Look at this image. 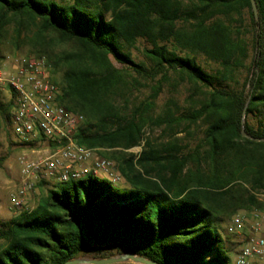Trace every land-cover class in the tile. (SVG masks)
I'll use <instances>...</instances> for the list:
<instances>
[{"label":"trees","instance_id":"obj_1","mask_svg":"<svg viewBox=\"0 0 264 264\" xmlns=\"http://www.w3.org/2000/svg\"><path fill=\"white\" fill-rule=\"evenodd\" d=\"M253 1L256 16L251 0H0V38L10 25L16 39L30 34L31 55L46 58L59 104L84 117L75 143L111 150L106 159L124 181L119 190L88 174L59 183L61 191L58 183L48 187L32 210L0 222V264L120 253L159 264L230 263L222 225L239 211H264L257 197L264 192V141L242 135L264 139V0ZM245 14L249 24L239 25ZM138 41L149 46L142 52L150 67L131 58ZM168 72L193 85L186 112L167 105L149 117L161 83L150 102L124 112L119 103L138 79ZM12 107L10 100L0 110L9 126ZM150 120L169 131L201 124L202 138L194 147L147 140L137 155L126 153L140 146Z\"/></svg>","mask_w":264,"mask_h":264},{"label":"built area","instance_id":"obj_2","mask_svg":"<svg viewBox=\"0 0 264 264\" xmlns=\"http://www.w3.org/2000/svg\"><path fill=\"white\" fill-rule=\"evenodd\" d=\"M0 86L11 92L10 131L25 149L16 159L19 177L9 196L15 210L23 209L42 180L54 178L67 183L91 174L118 182L109 160L97 157L96 149L75 143L73 135L84 117L59 104V88L50 81L44 56L8 58L0 67ZM250 222V231L245 234L243 218L238 216L226 227L228 235L239 231L244 234L234 264H264V211H252Z\"/></svg>","mask_w":264,"mask_h":264},{"label":"rangeland","instance_id":"obj_3","mask_svg":"<svg viewBox=\"0 0 264 264\" xmlns=\"http://www.w3.org/2000/svg\"><path fill=\"white\" fill-rule=\"evenodd\" d=\"M248 25V16L245 14L243 16L242 22L239 20V25ZM238 24V23H237ZM243 38L251 46L252 32L250 28L244 27L242 29ZM30 34L23 32L20 39H16L14 32V25H10L4 31L2 37L0 38V67L5 65L8 58H13L16 56L23 55H31L34 53L32 43L29 42ZM149 48L147 43L138 41L134 48H130L129 52L131 54V58L135 63H143L147 67H150L149 61L143 55V49ZM251 49V48H250ZM56 53V52H55ZM200 64L206 70L211 69V65L206 63L202 58H199ZM113 65L121 69L122 66L115 63L112 60ZM127 72V71H126ZM128 73V72H127ZM245 73L242 75L239 74L240 84L244 79ZM132 77H136L132 72L128 73V81L133 83ZM61 73L57 72L54 76L55 81H60ZM164 78V79H163ZM242 79V80H241ZM161 83V84H160ZM160 84L161 91L155 99H152L153 109L150 113H148L149 117L154 120L157 115L161 114L166 106H170L173 112H176L178 115L186 112L188 107H190V99L193 95L194 88L191 83H189L186 79L181 78L178 74L168 72L164 77L158 76L154 80L148 79H138V83L135 84L133 90L129 92L125 98V103L120 101L119 105H123L124 112L127 114L131 113V111L140 104H145L149 101V95L151 94L153 89H156ZM11 100V92L7 87L0 86V110L4 109L8 105ZM124 100V99H123ZM12 110L10 111L11 115ZM147 121L143 129L142 141L140 142V146L131 148L126 153H132L137 155L143 148V144L149 140L154 144L166 143L168 141L177 140L179 145H188V147H194L195 144L198 143L200 138H202V127L201 124L192 125L189 130L182 125L175 129V131H169L165 128V125L158 126L157 123L152 124L151 121ZM9 121L6 119V115L4 112L0 111V222L8 221L11 218L16 217L20 211L15 210L9 201V196L12 192H14V184L18 179V167L16 164L17 157L24 151V147L18 142V140L14 137V135L10 131ZM120 153H123L119 151ZM113 153L108 149H97L96 156L105 158L106 156ZM105 156V157H103ZM108 160V159H107ZM113 165L115 162L113 160H109ZM118 178V177H117ZM46 182V181H45ZM53 183H58V186L55 187L56 190L61 191L62 187H65V184H59L54 178L49 179V182H46L45 185L39 187V184L36 185L35 190L32 194H30L24 205V209L32 210L38 204V201L45 196V191L48 187L52 186ZM112 185L119 189L122 185H124V181L118 178L117 183H112ZM130 188V186H127ZM258 199L261 202H264V192L257 194ZM251 213V212H250ZM250 213H246L244 211L238 212V217L243 218L244 221V234L250 231ZM228 220L222 225V229H220V234L224 237L226 242V247L229 249V258L230 263L234 264L235 257L239 253L244 234L241 231L228 235L225 232L226 224ZM116 255V254H115ZM113 256V255H112ZM83 258L92 259L90 256H86ZM256 264H261L259 261H255ZM121 264H133V263H121Z\"/></svg>","mask_w":264,"mask_h":264},{"label":"water","instance_id":"obj_4","mask_svg":"<svg viewBox=\"0 0 264 264\" xmlns=\"http://www.w3.org/2000/svg\"><path fill=\"white\" fill-rule=\"evenodd\" d=\"M251 5H252L253 13L256 16L257 12H256V7H255L253 0H251ZM242 135L246 138L252 139L257 142L264 141V139L251 138L247 136V134L244 131H242ZM128 262L133 263V264H159L155 261H151L142 256L133 255L131 253H120V254L113 255L109 258H106V259H88V258L79 257V258L68 260L64 262L63 264H121V263H128Z\"/></svg>","mask_w":264,"mask_h":264},{"label":"crops","instance_id":"obj_5","mask_svg":"<svg viewBox=\"0 0 264 264\" xmlns=\"http://www.w3.org/2000/svg\"><path fill=\"white\" fill-rule=\"evenodd\" d=\"M114 170H115V169H114ZM43 181L49 182V180H42L41 182H43ZM41 182H39V183H41ZM39 183H38V184H39ZM53 184H54V183H53Z\"/></svg>","mask_w":264,"mask_h":264}]
</instances>
